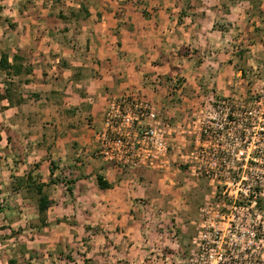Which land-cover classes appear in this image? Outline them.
<instances>
[{
  "label": "rangeland",
  "instance_id": "374dc122",
  "mask_svg": "<svg viewBox=\"0 0 264 264\" xmlns=\"http://www.w3.org/2000/svg\"><path fill=\"white\" fill-rule=\"evenodd\" d=\"M81 9H87V18ZM103 21L106 28L121 24L128 44L141 53L130 52L135 58L127 59L120 54L119 62L103 59L102 68L96 56L76 58L75 50L84 53L87 33L95 35L93 50L98 49ZM114 25L106 33L117 30ZM111 38L105 35V46L111 47ZM2 52L22 57L32 71L12 77L0 71V93L8 84L13 89L12 102L0 101V264H188L197 258L192 241H198L204 181L174 169L120 168L118 173L101 169L102 160L90 161L84 153L74 157L75 169L73 164L54 169L50 178L54 164L48 150L56 137L91 127L85 102L73 107L63 90L73 85L68 79L78 78H103L106 89L104 73L112 66L110 78L117 85L127 81L133 75L117 70L125 61L136 62L140 78L119 93L158 97L163 119H182L181 109L219 89L217 73L222 86L232 77L235 93L248 92L256 77L264 76V0H0ZM82 68L87 72H78ZM76 89L94 102L117 94ZM102 172L111 182L107 191L97 185ZM28 174L46 183L51 205L44 223L37 193L16 182ZM227 237L222 233L221 240Z\"/></svg>",
  "mask_w": 264,
  "mask_h": 264
},
{
  "label": "built area",
  "instance_id": "2783aa9c",
  "mask_svg": "<svg viewBox=\"0 0 264 264\" xmlns=\"http://www.w3.org/2000/svg\"><path fill=\"white\" fill-rule=\"evenodd\" d=\"M256 78L248 92H214L188 105L182 119H163L139 92L106 100L93 157L119 168L174 169L207 184L192 241L197 258L188 264H264V76Z\"/></svg>",
  "mask_w": 264,
  "mask_h": 264
},
{
  "label": "crops",
  "instance_id": "0c3cea01",
  "mask_svg": "<svg viewBox=\"0 0 264 264\" xmlns=\"http://www.w3.org/2000/svg\"><path fill=\"white\" fill-rule=\"evenodd\" d=\"M144 21H146V20H144ZM148 22H149V20H148ZM160 23H161V25L166 24V22H164V21H161ZM113 24H115L114 25L115 27H117V25H118V29L117 30L116 29L115 30H109V33H106V30H108L109 28L111 29ZM100 25L103 26V28L100 29L101 37H99L100 46L98 47V49H96V51L93 50V43H94L93 39L95 38V35L91 34V33H87L86 34L87 39L85 41V50H83L84 53L79 54L78 53L79 51L75 52L76 51L75 50L74 53H75V55H77L76 58H79L81 56L83 59L89 60L93 56H96L97 59L99 60L97 63L98 64L97 68H100L103 65V59H105L107 61H108V59H114L117 62H119V59H121V58L118 55H120V54H123V57H126V59H127V57L128 58L134 57L132 55V53H130V52L137 51L138 53L139 52L141 53V49H139L138 47H132L131 45L128 44V41L130 39H128L127 37H129V36L126 35L127 33L123 32L121 24L119 25L117 23L110 22L108 24V27L106 28L105 27L106 22L103 21ZM153 25L155 27H158V25H159L158 21H154ZM112 32H115V33H112ZM106 34H108L109 37H112L110 39L111 47H108V45L105 46L106 45V39H105ZM165 39L168 40V38H166V37L164 38V40ZM61 48L63 49V46H61ZM119 50H124L125 53H123V51H122V53H120ZM65 52H67V51L62 50V53H65ZM69 53L73 54V50L70 49ZM75 55H73V56H75ZM68 56H70V55H68ZM63 58L66 59L65 55ZM87 62L86 61L84 63L78 62L76 66H81V65L85 66V64ZM128 64L129 65L125 64V61H124V64L122 63V68H121V66L117 67V70H118V68H120L121 70H126L128 72V74L133 75V77H130L129 80H127V81L118 83V85L108 75V74H110V72H114V70L116 68L114 66H112V67H110V69L106 70L108 72V73H104V74H107V76L104 77V78H106L107 83H108V87H106V89H105V86L102 85L103 84V82H102L103 78H99V79L98 78L97 79L85 78V80H82L84 78H78L74 82H73V80L68 79L69 83H73V85L70 84L64 88L63 92H64V94H66L65 97H68L70 99L72 106L75 108L80 104V102H85L86 113H87V115H89L91 127H89L87 124L81 125L77 128V130H78L77 133L66 132L65 135L62 134L61 137H56L53 144L51 145V147L48 150L49 160H51L52 163L55 165V169H61L63 167H68V164H73V165H70V167L72 169H75L78 162H77V159H75L74 157H78L79 154H81V153L89 154L88 160H90V161H94V160L98 159V158L93 157V155H92L93 141H94L93 133H95V131L98 130V128L101 124L106 100L109 97L104 95V96L98 97V99L94 102V101H92L91 97H88V98L79 97L76 93L77 92L76 87H80V86L82 87L83 86L86 89V92L88 93L87 95L91 94L92 92H97V91H102V92L108 91L109 94H114V93L116 94L117 93L116 95H114V96H117L120 94L119 91L121 90L122 87L124 88L128 84H133L134 80H135V82L139 81L138 78H140V77L138 75V70L134 68V65H136V62H133V63L131 62ZM91 65L94 67L93 63H91ZM156 68H157V71L161 70V69H159L160 67H156ZM215 68H216V66H215ZM225 69H227L229 71V73H230V71L232 72V68L227 67ZM220 70H222V68ZM78 72L85 73V72H87V70L85 68H82V69H79ZM215 79H216V81H215L216 86L218 85L219 89H215L216 91H214V92H218L220 94H225V95L235 93L236 84L234 82H232L233 81L232 77L224 79L226 84H228L227 88L222 86L224 84V82L222 81V77L220 76V74L217 73V76ZM98 82H100L101 85H98ZM150 95L152 97L151 100H153L161 108V106H160L161 99H159L158 97H153L152 94H150ZM79 111H80V109H77V114L79 113ZM162 111H163V109H161V114L163 113ZM61 118H62L61 120L64 122L65 118L63 116ZM91 137H92V139H91ZM84 162L86 163L87 160H85ZM108 164H110V165H108ZM102 165L103 166L101 167V169L104 168V165H105V168H108V169L110 168V169L120 173L121 169L119 167L111 164V163H108V162H105L102 160ZM106 165H108V166L106 167ZM53 174H55V173H53ZM102 174L103 175L97 173V175L102 176L104 180H106L108 183H110V186H111L110 179H108L106 177L105 173L102 172ZM107 189H109V188L102 189V190L107 191Z\"/></svg>",
  "mask_w": 264,
  "mask_h": 264
},
{
  "label": "trees",
  "instance_id": "16d2710c",
  "mask_svg": "<svg viewBox=\"0 0 264 264\" xmlns=\"http://www.w3.org/2000/svg\"><path fill=\"white\" fill-rule=\"evenodd\" d=\"M81 10L85 13L84 17L87 18L89 14L87 9H81ZM76 13L78 14V11H76ZM22 61L23 58L18 56L17 54H13V56L10 58L6 52H2L0 54V71H3L9 77L29 74L32 71V69L30 67H25ZM12 95H13V89L11 85L8 84L7 87L3 90V92L0 93V101L1 102L7 101L10 103L12 102L11 100ZM3 108H5V106ZM54 169H55L54 165H52V167L49 169L50 178H52ZM16 182L19 187L21 186L27 187L28 189L35 191L37 193V210L39 213L40 220L44 223L47 216L46 212L51 205V200L48 194L44 191V186L46 185V183L40 179L33 178L29 174L26 175V177L17 178ZM70 182L72 183L73 181ZM97 185L99 186L100 189H106L110 187V183L104 180L103 177L100 175H97ZM69 190H72L71 186L69 187Z\"/></svg>",
  "mask_w": 264,
  "mask_h": 264
}]
</instances>
